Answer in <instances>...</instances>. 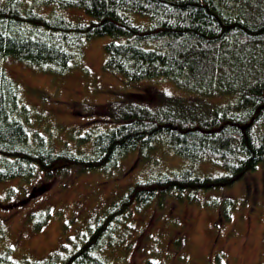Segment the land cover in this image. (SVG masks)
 <instances>
[{
	"label": "trees",
	"instance_id": "16d2710c",
	"mask_svg": "<svg viewBox=\"0 0 264 264\" xmlns=\"http://www.w3.org/2000/svg\"><path fill=\"white\" fill-rule=\"evenodd\" d=\"M72 7L92 18L66 17ZM102 35L112 36L103 71L128 81L160 77L192 95L150 86L125 92L103 107L101 122L109 126L80 135L77 147H55L43 127L30 131L20 84L3 61L56 77L78 64L88 39ZM158 141L187 163L130 184L44 257L0 251V264H110L104 250L111 249V229L133 208L168 198L198 202L197 192L231 185L264 165V0H0V180H49L74 166L109 170ZM208 162L222 171L212 173ZM231 200L223 199L225 209Z\"/></svg>",
	"mask_w": 264,
	"mask_h": 264
},
{
	"label": "rangeland",
	"instance_id": "374dc122",
	"mask_svg": "<svg viewBox=\"0 0 264 264\" xmlns=\"http://www.w3.org/2000/svg\"><path fill=\"white\" fill-rule=\"evenodd\" d=\"M70 9L63 14L72 20L92 18L81 8ZM110 39V35L88 39L78 64L56 77L22 61H3L20 84L21 99L29 109L25 122L31 132L38 125L43 134L54 137L55 147L61 143L77 147L80 135L109 126L108 121L101 122L103 107L125 92L147 93L150 86L174 95H192L160 77L128 81L120 74L103 71L105 43ZM127 97L137 99L135 95ZM95 104L100 105L93 111L87 109ZM41 115L49 122H42ZM183 163L187 161L158 141L146 151L124 155L109 170L82 171L74 166L66 175L49 180L41 175L30 180H0V251H8L14 259L42 258L66 235L73 239V234H78L75 229L105 212L127 186L171 172ZM211 165L212 173L222 171ZM197 193L198 202L168 198L160 206L152 201L141 209L133 208L111 229V249L104 250L108 263L264 264V165L258 164L231 185ZM224 198L232 199L225 204L227 209ZM43 217L45 221L37 227Z\"/></svg>",
	"mask_w": 264,
	"mask_h": 264
}]
</instances>
